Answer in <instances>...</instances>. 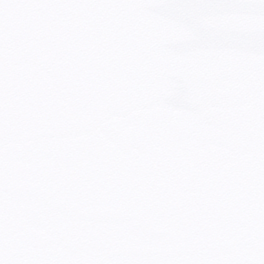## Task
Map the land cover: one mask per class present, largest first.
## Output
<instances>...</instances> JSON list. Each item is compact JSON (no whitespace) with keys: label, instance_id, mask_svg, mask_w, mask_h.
Here are the masks:
<instances>
[{"label":"snow or ice","instance_id":"1","mask_svg":"<svg viewBox=\"0 0 264 264\" xmlns=\"http://www.w3.org/2000/svg\"><path fill=\"white\" fill-rule=\"evenodd\" d=\"M0 264H264V0H0Z\"/></svg>","mask_w":264,"mask_h":264}]
</instances>
